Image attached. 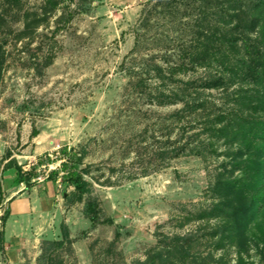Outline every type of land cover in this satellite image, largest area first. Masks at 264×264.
Returning a JSON list of instances; mask_svg holds the SVG:
<instances>
[{
  "label": "rangeland",
  "instance_id": "rangeland-1",
  "mask_svg": "<svg viewBox=\"0 0 264 264\" xmlns=\"http://www.w3.org/2000/svg\"><path fill=\"white\" fill-rule=\"evenodd\" d=\"M47 1L0 0V162L10 155L35 173L48 211L36 220L28 264H264V215L243 233L215 211L217 176L244 174L229 156L238 145L211 132L209 111L156 99L159 68L176 69L175 86L209 76L184 57L203 1L60 0L26 32V13L40 14ZM214 2L209 17L229 9ZM183 63L188 70L178 69ZM206 92L226 101L222 91ZM64 147L85 152L89 172L90 191L74 203L75 187L62 179ZM92 203L97 224L87 216Z\"/></svg>",
  "mask_w": 264,
  "mask_h": 264
},
{
  "label": "trees",
  "instance_id": "trees-1",
  "mask_svg": "<svg viewBox=\"0 0 264 264\" xmlns=\"http://www.w3.org/2000/svg\"><path fill=\"white\" fill-rule=\"evenodd\" d=\"M202 1L203 5L199 6L203 14L202 24L193 42L185 46L184 57L189 59V64L193 68L201 66L212 73L202 79L200 84L198 81L184 84L180 81L183 85L175 86L176 69H170L169 74H164L165 70L159 68L155 74V78L160 80V84L155 85L158 92L156 99L160 105L182 101L189 112L209 111L205 120L209 123L211 132L219 138L227 139V143L231 145H238L237 152L229 156L232 157L233 166L245 165L244 174L241 177L220 174L212 187V193L219 199L214 210L231 220L230 230L244 233L252 222L264 215V0H225L229 9L225 13H215L210 17L207 9L209 10V5L214 6L216 0ZM11 2L17 7L22 5V0ZM60 2L48 0L40 14L31 15L27 12L26 32L44 25ZM31 17L33 19L30 21ZM2 18L0 17V24L4 22ZM26 32L21 35H25ZM3 49L4 44L0 45L2 66L6 60ZM189 64L183 63L178 69L186 71ZM249 85L253 87L249 89ZM211 89L222 91L226 101L216 103L210 100L206 96V91ZM249 99L252 106L247 104ZM233 105L238 109L249 108L251 112L245 115L241 109H234ZM182 114L181 112L178 116L181 117ZM186 148L185 145L172 152L178 156ZM61 153L65 157L61 164L62 179L75 187L76 191L68 199L74 203L90 191V182L85 178V175L89 174L88 169L84 168L85 152L64 147ZM169 153L164 151L161 155ZM10 158L11 156L7 155L6 160ZM10 167L16 169L13 181L15 185L25 184L28 189L35 186L33 171H24L11 160L6 165V168ZM58 176V171H50L48 179L54 181ZM4 193L0 182V206L4 200ZM10 215V211L7 210L1 218L2 254H5V226ZM87 216L93 224L98 223L95 204L89 205ZM104 223L113 225L114 221L108 220Z\"/></svg>",
  "mask_w": 264,
  "mask_h": 264
},
{
  "label": "crops",
  "instance_id": "crops-1",
  "mask_svg": "<svg viewBox=\"0 0 264 264\" xmlns=\"http://www.w3.org/2000/svg\"><path fill=\"white\" fill-rule=\"evenodd\" d=\"M2 155L0 149V161ZM8 162H0V182L5 192L0 206V233L3 230L1 218L7 210L11 213L5 226V254L0 252V264H28V260L34 258L36 220L38 222L48 211H44L45 200L35 194L34 188L14 184L16 169L6 168Z\"/></svg>",
  "mask_w": 264,
  "mask_h": 264
}]
</instances>
